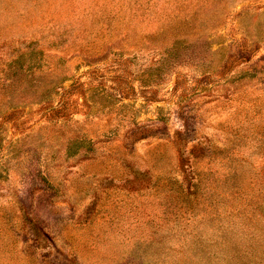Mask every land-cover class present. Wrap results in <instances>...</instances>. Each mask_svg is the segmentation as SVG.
Listing matches in <instances>:
<instances>
[{
	"label": "rangeland",
	"instance_id": "1",
	"mask_svg": "<svg viewBox=\"0 0 264 264\" xmlns=\"http://www.w3.org/2000/svg\"><path fill=\"white\" fill-rule=\"evenodd\" d=\"M0 264H264V0H0Z\"/></svg>",
	"mask_w": 264,
	"mask_h": 264
},
{
	"label": "trees",
	"instance_id": "2",
	"mask_svg": "<svg viewBox=\"0 0 264 264\" xmlns=\"http://www.w3.org/2000/svg\"><path fill=\"white\" fill-rule=\"evenodd\" d=\"M64 109H66V107H65V106H63V110H64ZM61 110H62V108H61ZM58 111H59V110H58Z\"/></svg>",
	"mask_w": 264,
	"mask_h": 264
}]
</instances>
